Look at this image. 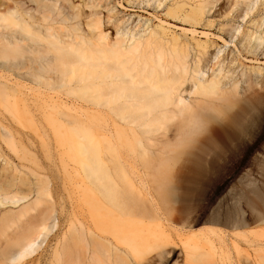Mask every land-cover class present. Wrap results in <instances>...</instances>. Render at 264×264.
Here are the masks:
<instances>
[{
  "label": "bare ground",
  "instance_id": "obj_1",
  "mask_svg": "<svg viewBox=\"0 0 264 264\" xmlns=\"http://www.w3.org/2000/svg\"><path fill=\"white\" fill-rule=\"evenodd\" d=\"M109 1L0 0V264H152L179 240L211 246L186 260L226 251L221 238L217 246L190 230L199 220L192 192L223 175L219 144L240 146L259 126L263 73L235 80L227 69L236 57L223 53L237 49L239 34L248 53L264 43V17L252 21L256 30L232 23L264 14V0H177L167 9L194 26L225 9L233 18L219 25L230 40L214 49L207 34L189 40L161 24L113 30ZM177 190L176 211L167 204ZM231 216L226 225L245 226ZM205 217L221 223L217 211ZM152 239L163 243L155 256Z\"/></svg>",
  "mask_w": 264,
  "mask_h": 264
},
{
  "label": "rangeland",
  "instance_id": "obj_2",
  "mask_svg": "<svg viewBox=\"0 0 264 264\" xmlns=\"http://www.w3.org/2000/svg\"><path fill=\"white\" fill-rule=\"evenodd\" d=\"M145 1L147 2V0H144V3L140 5L135 4L134 6L129 0L109 1L112 10L106 14L110 15L111 20H109V22L108 19L105 18L106 23L108 22V25L111 26L113 30L120 27L121 31L127 32V30L130 29L134 33L138 30L140 33H149L150 29L161 24L164 26L166 33L178 35L181 38L187 37L189 40L193 37L205 40L203 34H207L213 45L212 49L224 44L220 37L230 40L228 32L221 31L219 24L230 21L233 17L228 16V18H224L225 13L223 10L225 9H221V7L220 9L219 7L217 8L218 12L214 10L211 14L207 15L202 24L194 26L191 23L182 21V17L174 19L166 15L167 9L172 7L177 0H164L165 3L163 1L160 7H157V3H155L156 0H153L154 3L151 0L152 3L150 2L149 5ZM185 1H187L188 4L194 2L191 0ZM258 8L262 9L263 6L259 5ZM188 9L189 7L186 6V10ZM214 12L216 13L214 14ZM262 17H264V14H259L258 11H254L246 20L236 19L232 23H236V25L240 26L241 31L247 30L248 28L256 30V26L252 21ZM209 18L215 20L213 25H207ZM117 22H119V24H117ZM148 27L149 29H147ZM193 30L195 34H192ZM263 30L264 26L259 30L258 34ZM116 31H114V33H116ZM241 37L242 35L239 34L235 42L237 44V49L241 50V55L234 46L227 47L226 51L223 53L229 60L236 57V62L229 65L230 68L227 70H230V75H232L235 80L241 81L242 71H249L251 68H260L263 73L262 78H264V43L256 50H253L252 53H248L242 48L240 43ZM227 64H229V62ZM254 136V138H244L245 143L240 146H235L233 144L234 146L232 145L229 150H223L222 146L219 144L221 148L216 149L219 153H216L215 169L221 171L223 175L217 177V179L207 180L203 185H197L192 192V195L196 198L194 215L198 217L199 220L192 224V229L190 230L193 232L202 231L203 237H205L204 235L213 237L217 246L220 245L219 238H221V244L225 246L224 249L226 250L222 257L219 256L221 260L217 259L218 256L214 257V259L213 256L208 255V257H206L205 253L202 255L200 252H195V254L198 253L199 255H197L199 257L201 254V256H205L204 258L206 259L202 258L198 261L197 255H193V257L197 259L189 256V260H186V255L194 254L193 250L190 252L191 249H196L195 251L198 249V251H200L199 249L204 247L201 250L205 251L207 249L210 251L211 246L205 243V246H208L205 247L202 244V246H200L201 248L199 246V248H195L196 244H194L193 241L191 242L192 244L190 243V246L192 245L191 247L187 245V247H189L187 249V247H183L181 241L177 238L179 241H176L180 245H177L175 248V253L169 255L168 259L163 258L157 261V259L154 258L157 264H199L201 260H204L202 264H264V222L255 220L256 216H261L262 213L264 215V107L263 112L260 114L259 126L254 129ZM181 194L182 191L177 190L175 196L179 197ZM178 197V200H172L167 204L169 205V209H171L172 206V210L177 211L179 206L181 207L182 202L179 201L180 197ZM249 200L252 202L255 201L254 204L252 203V205H249ZM164 208H167V206ZM203 208H205V211ZM216 211L218 212V218L221 219V223H208L206 217L203 218L204 213L210 216ZM259 212H261V215ZM231 215H234L233 217L235 219L242 221L245 226L235 229L226 225L222 219H226ZM211 228L217 229V232L214 234L208 231ZM206 231H208V233L204 234ZM52 238L53 235L49 237V240H52ZM152 240V248L155 246L156 248L150 250L152 252L148 251L147 254L150 252L149 254L151 256H155L157 251L159 252L161 250H158L159 248L157 247H161L163 243L160 244L158 242L159 240L156 239ZM185 248L186 251H184ZM187 250L189 252H187ZM153 251H156V254H153ZM185 252L187 253L186 255ZM155 262L153 263L155 264Z\"/></svg>",
  "mask_w": 264,
  "mask_h": 264
}]
</instances>
